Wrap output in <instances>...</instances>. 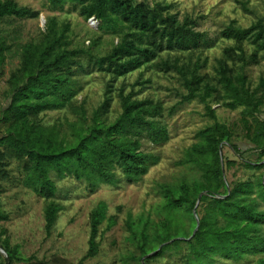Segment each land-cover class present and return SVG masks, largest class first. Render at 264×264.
Masks as SVG:
<instances>
[{
    "label": "trees",
    "instance_id": "16d2710c",
    "mask_svg": "<svg viewBox=\"0 0 264 264\" xmlns=\"http://www.w3.org/2000/svg\"><path fill=\"white\" fill-rule=\"evenodd\" d=\"M51 7L62 8L66 2L78 5L84 18L99 20L103 33H118V40L103 54L88 48L71 46L70 25L57 26L54 18L46 22L38 40L26 41L21 46L18 66L7 78L9 102L3 108L0 132V194L1 181L9 177L8 157L17 160L24 172V183L48 202L44 207V229L47 235L61 210L54 201L58 179L72 176L85 181L90 191L101 183L118 185L122 178L137 182L158 162L153 152L141 150L139 137L145 133L154 143L167 139L166 126L156 117L163 112L160 102L148 97H137L138 91L118 88L120 112L113 119L109 111L114 81L151 62L161 53L180 51L189 53L187 61L162 58L156 67L165 72L175 71L182 78L186 92L181 101L197 99L204 104V114L212 123L199 128L197 140L186 148L185 158L179 163L189 165L195 172L192 181L183 180L176 186L162 185L163 202L157 208L159 219L140 216L128 221L130 240L137 254L129 260L135 264H151L150 260L171 252L180 264H217L218 258L238 260L246 255L264 253V119L259 118L263 100L248 86L244 66L264 59V15L248 26L232 19L221 30L220 36L231 40L223 54L216 58L214 74L201 72L206 60L193 59L191 54L214 45L208 33L195 28L188 16L177 18L171 3L163 0H47ZM244 11H249L245 0H239ZM38 12L18 4L15 0H0V20L5 17H37ZM118 24L125 29H117ZM120 31V32H119ZM95 43V41H94ZM252 46L248 53L247 45ZM11 43L0 33V75H3L6 53ZM236 64V66H235ZM97 71L110 75L103 98L85 113L83 100L74 102L82 90L83 75ZM264 86V79H261ZM229 109L243 107L240 120L244 138L253 146L256 158L229 159L221 153L228 144L234 151L240 147L236 135L226 123L217 121L211 104ZM69 107L78 114L76 122L68 123L71 139L61 128L42 125L41 112ZM77 138V139H76ZM250 170L244 178L228 179L231 168ZM200 198L198 200V196ZM195 215L193 214L194 206ZM198 207V208H197ZM189 218L186 229H171L173 221ZM106 218V205L99 203L90 213L88 249L77 262L99 252V226ZM8 214L0 209V221ZM197 229L194 231V228ZM194 231V232H193ZM0 247L7 264L28 261L19 246L12 244L5 228L0 229ZM0 253V264L3 263ZM35 264H47L44 259ZM255 264H264V256Z\"/></svg>",
    "mask_w": 264,
    "mask_h": 264
},
{
    "label": "rangeland",
    "instance_id": "374dc122",
    "mask_svg": "<svg viewBox=\"0 0 264 264\" xmlns=\"http://www.w3.org/2000/svg\"><path fill=\"white\" fill-rule=\"evenodd\" d=\"M18 4L28 6L38 12L37 17H5L0 20V33L4 35L11 49L6 53L3 75H0V118L3 108L9 102L7 97L9 73L20 61L21 46L26 41L38 40L46 22L54 18L57 26L68 22L70 29L68 37L72 47L88 48L94 54H103L111 49L118 40V33H103L98 29L99 20L93 17L84 18L78 11V5L66 2L62 8H53L47 0H15ZM151 1V0H147ZM171 3V12L177 18L188 16L194 22L195 28L208 33L214 40V45L201 52L191 54L201 61L206 60L201 72L214 74L213 66L216 58L222 56L224 47L232 44L220 36V30L232 19L238 25L248 26L258 17L264 15V0H245L249 11H244L239 0H163ZM125 29V25L118 24L117 29ZM119 31V32H120ZM95 41V43H94ZM247 52L252 50L247 45ZM179 56L180 62L187 61L189 53L171 51L161 53L151 62L140 68L118 77L114 81L112 102L106 113L108 120H113L120 112L118 88L123 86L125 92L130 89L138 91L137 97L152 98L160 102L163 112L156 115L167 129V139L163 143H154L145 133L140 137L141 150L150 151L158 155V162L152 165L148 172L137 182H127L123 178L118 185L101 183L94 191H90L85 181L72 176L58 179L52 174L56 182L54 201L62 207L50 235L45 232L44 207L48 200L36 193L24 183V172L20 163L9 158V177L1 181L3 189L0 194V209L8 214L7 220L0 221V229L5 228L12 244H17L21 254L30 257L28 261L14 264H35L44 259L47 264H78L77 262L88 249L90 231V213L99 204L106 205V218L99 226L97 239L100 242L99 252L94 257L86 258L82 264H135L129 260L131 254H137L136 248L130 240L128 221L137 220L140 216L157 220V208L163 202L160 187L162 185L176 186L183 180L192 181L194 170L187 164L179 163L185 158L186 148L197 138L196 131L212 123V119L204 114V104L197 99L182 102V94L186 92L181 76L175 71H163L156 67L161 57L173 59ZM236 66V64H235ZM248 78L249 87L256 92V96L263 100L260 106L259 118L264 119V59L259 58L256 63H249L243 68ZM110 75L94 71L83 75L82 90L76 95L74 102L85 107L88 120L91 111L103 98L106 82ZM217 121L228 124L237 134L234 140L241 148L234 151L228 144L221 148L223 156L229 159L256 158L253 145L243 136L240 120L243 107L229 109L223 105L212 103ZM42 125H58L62 134L71 139L68 123L78 120V114L69 107L41 112L38 116ZM5 126L0 119V132ZM77 139V138H76ZM264 161V159H263ZM250 170L240 167L227 170L228 179L244 178L250 175ZM198 208V207H197ZM187 214L181 215L182 222L173 221L171 229H186ZM3 263L7 264L5 252H1ZM262 254H251L238 260L218 258L217 264H255ZM179 256L171 252L162 257L150 260L151 264H180Z\"/></svg>",
    "mask_w": 264,
    "mask_h": 264
},
{
    "label": "water",
    "instance_id": "95a60500",
    "mask_svg": "<svg viewBox=\"0 0 264 264\" xmlns=\"http://www.w3.org/2000/svg\"><path fill=\"white\" fill-rule=\"evenodd\" d=\"M199 198H200V195L198 196V200H199ZM198 200H197V202H196V204H195V206H194V209H193V214L195 215L196 213H195V207L197 206V203H198ZM197 226H198V223H197V225H196V227L194 228V231L197 229ZM193 231V232H194ZM0 251L1 252H4V250L0 247ZM7 263H8V261H7Z\"/></svg>",
    "mask_w": 264,
    "mask_h": 264
}]
</instances>
